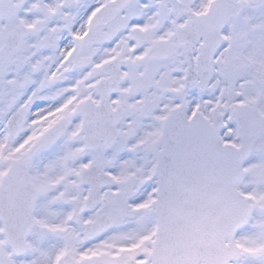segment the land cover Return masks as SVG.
Here are the masks:
<instances>
[{
	"label": "snow or ice",
	"instance_id": "snow-or-ice-1",
	"mask_svg": "<svg viewBox=\"0 0 264 264\" xmlns=\"http://www.w3.org/2000/svg\"><path fill=\"white\" fill-rule=\"evenodd\" d=\"M0 264H264V0H0Z\"/></svg>",
	"mask_w": 264,
	"mask_h": 264
}]
</instances>
